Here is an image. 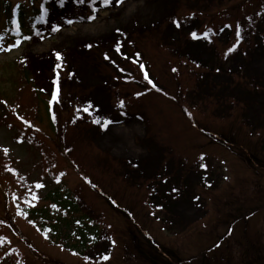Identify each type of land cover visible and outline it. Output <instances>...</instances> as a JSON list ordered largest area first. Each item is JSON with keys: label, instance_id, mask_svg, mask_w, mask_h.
<instances>
[{"label": "rangeland", "instance_id": "374dc122", "mask_svg": "<svg viewBox=\"0 0 264 264\" xmlns=\"http://www.w3.org/2000/svg\"><path fill=\"white\" fill-rule=\"evenodd\" d=\"M17 1L27 2L12 0ZM48 1L40 25L21 37L18 46L0 47V65L24 56L35 85L56 96L51 107L64 155L48 165L53 173L64 170L81 212L100 232L96 243L82 252L84 259L35 233L20 207L44 204L57 180H51V169L41 170L33 151L15 142L14 130L4 126L0 153L8 150L4 155L16 163L30 187L17 183L22 193L14 200L12 188L0 192V230L8 236L13 227L18 234L8 237L24 251V241L30 239L57 264H92L110 255L114 264H167L165 257L142 245L147 243L145 234L127 217L140 214L144 227L180 254L174 259L179 264H264V17L257 13L260 6L264 10V0L220 1V14L212 19L216 30L196 38L191 33L200 34V25L210 22L217 0H112L108 6L102 0L95 5L89 0H65L62 5ZM235 17L250 21L251 29L239 50L224 58ZM57 78L58 94L53 84ZM121 102L126 103V117L115 114ZM180 104L193 112L201 131ZM106 121L111 123L104 128ZM51 143L46 147L54 151ZM249 156L262 163L248 162ZM213 166L220 169L217 174ZM224 172L232 183L222 185ZM204 173L213 184L208 190L201 184ZM161 205L154 216L147 215ZM126 211L128 226L123 225ZM252 211H257L256 219L235 221ZM230 229L232 236L222 240ZM133 235L140 251L133 249ZM144 248L149 249L148 259ZM12 258V264H23L22 255Z\"/></svg>", "mask_w": 264, "mask_h": 264}, {"label": "trees", "instance_id": "16d2710c", "mask_svg": "<svg viewBox=\"0 0 264 264\" xmlns=\"http://www.w3.org/2000/svg\"><path fill=\"white\" fill-rule=\"evenodd\" d=\"M44 8H49L48 0H28V5L22 1L13 3L12 0H0V46L15 40L18 34H27L32 27L39 25L43 19ZM26 9H30L29 12H26ZM47 102L48 98L35 85L23 56L0 65V125L14 130V137L26 142L36 153L41 152L43 166L48 172L50 169L52 172L53 169L51 165L49 168L48 163L57 159L60 154L49 148L45 149L47 136L40 131L39 126V123L51 125ZM61 145V141L55 144L57 150ZM53 163L56 165L57 162ZM52 175L61 177L58 172H52ZM16 178L19 179V174L13 163L0 153V191L4 193L6 182L15 185ZM61 186L65 187L64 184ZM62 187L44 196V204L22 206V215L26 221L34 224L51 244L61 245L81 255L86 247L96 241L99 230L90 218L78 209L70 191ZM50 203H54L52 210L49 209ZM8 236L0 230V264H12L13 256L18 258L29 254L37 262L38 258L44 261L33 244L24 241L28 246L24 251ZM25 237L28 238L27 235Z\"/></svg>", "mask_w": 264, "mask_h": 264}, {"label": "snow or ice", "instance_id": "6c2138e0", "mask_svg": "<svg viewBox=\"0 0 264 264\" xmlns=\"http://www.w3.org/2000/svg\"><path fill=\"white\" fill-rule=\"evenodd\" d=\"M59 2H60V4L62 5V4L65 2V0H59ZM77 2H78V3H85V0H77ZM89 2H90L91 4H93V5H95V0H89ZM115 2H116L117 4H119V3H122L123 0H115ZM102 3L104 4V6H108V5H110V4L112 3V0H102ZM93 11H96L95 7H93ZM89 19H95V16H94V15H93V16H90ZM67 22H68L69 24L73 23V21H71V20H69V21H67ZM173 23L175 24V26H176L177 28L180 27V23H179V21H175V20H174ZM52 31H53V32L59 31V28H58V27H53V28H52ZM117 31H119V30H117ZM191 35H192L194 38H196V36H197V34H196L195 32L191 33ZM237 36H239V32H237ZM24 39H25V40H29V39H31V38L26 36V37H24ZM19 43H20V41H16V45H15V46H18ZM88 47H91V45H88ZM236 47H237V45H236V44H233L232 47L228 48V49H227L226 56H227L228 53H232V52H234V51L236 50ZM117 50H118V49H117ZM55 56H56V59H57L58 61L61 60V54H60L59 52H56V53H55ZM197 66H198V65H197ZM60 67H61L60 64H57V65H56V69H59ZM141 67H143V65H141ZM54 71H55V69H54ZM173 71H176V69H173ZM217 71H219V69H217ZM145 78L147 79V74H145ZM149 83H152V81L149 80ZM53 84L56 85V93L58 94V92H59V82H58V78L53 80ZM152 86H153L154 88L156 87L155 84H153ZM137 95H139V93H138ZM53 99H56V96H55V95L53 96ZM121 105H123V102H121ZM87 110H88V109L85 108V111H87ZM95 123L100 124L101 121H100V120H96ZM109 123H111V121H106L102 126H103L104 128H107V125H108ZM4 151H5V154H6L8 150H7V149H4ZM200 159L203 160L204 157L201 156ZM134 166H135V165H134ZM200 166L203 167V168H206V167H207L206 164H201ZM36 187H38V188H39V187H43V185H41V184H37ZM173 191L175 192V191H177V190H176V189H173ZM33 198L36 199V197H33ZM196 199H198V197H196ZM158 207H162V205H161V206H158ZM108 258H109L108 256H104V257H103V259H105V260H107Z\"/></svg>", "mask_w": 264, "mask_h": 264}]
</instances>
